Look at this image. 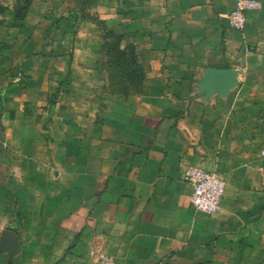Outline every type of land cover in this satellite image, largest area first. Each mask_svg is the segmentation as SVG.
Instances as JSON below:
<instances>
[{"label":"crops","instance_id":"obj_1","mask_svg":"<svg viewBox=\"0 0 264 264\" xmlns=\"http://www.w3.org/2000/svg\"><path fill=\"white\" fill-rule=\"evenodd\" d=\"M258 1L238 30L237 0H116L105 23L135 46L138 86H111L102 37L80 52L82 0L0 17V242L47 264H264ZM189 165L226 181L215 213L192 205Z\"/></svg>","mask_w":264,"mask_h":264},{"label":"rangeland","instance_id":"obj_2","mask_svg":"<svg viewBox=\"0 0 264 264\" xmlns=\"http://www.w3.org/2000/svg\"><path fill=\"white\" fill-rule=\"evenodd\" d=\"M29 0H0V17L13 18L17 14L21 7L27 5ZM119 2V1H118ZM116 0H88L87 5L84 6L83 10L76 14L78 19L77 33L78 43H80V52H93L98 46V41L100 37L103 39V33L106 26V21L108 18L114 14ZM74 23V27L76 26ZM100 34V36H99ZM91 50V51H90ZM100 54L101 50H100ZM103 57L101 55L100 60ZM100 69L104 73L105 68L99 64ZM87 77V74L81 73L82 80ZM90 84V82H87ZM0 264H47L41 257L37 256L36 253L23 251L18 255H15L11 261L7 259H0ZM53 264H63L60 261H56Z\"/></svg>","mask_w":264,"mask_h":264},{"label":"built area","instance_id":"obj_3","mask_svg":"<svg viewBox=\"0 0 264 264\" xmlns=\"http://www.w3.org/2000/svg\"><path fill=\"white\" fill-rule=\"evenodd\" d=\"M258 0H237L227 15L228 23L233 29H242L246 23V13L260 8ZM184 179L191 185L190 201L195 210L203 214H213L220 209L221 198L226 189V181L218 173L198 165H189ZM99 264H115V259L105 252H98Z\"/></svg>","mask_w":264,"mask_h":264},{"label":"trees","instance_id":"obj_4","mask_svg":"<svg viewBox=\"0 0 264 264\" xmlns=\"http://www.w3.org/2000/svg\"><path fill=\"white\" fill-rule=\"evenodd\" d=\"M82 1L84 8L88 0ZM32 2L33 0H29L26 6L21 7L12 20L24 21ZM121 40L120 34L105 28L101 44L103 59L99 64L105 68L111 86H138L144 78V68L138 61L135 46L128 43L120 47Z\"/></svg>","mask_w":264,"mask_h":264},{"label":"water","instance_id":"obj_5","mask_svg":"<svg viewBox=\"0 0 264 264\" xmlns=\"http://www.w3.org/2000/svg\"><path fill=\"white\" fill-rule=\"evenodd\" d=\"M6 249L9 257L17 254L19 251V242L15 233L10 230H5L1 237L0 250Z\"/></svg>","mask_w":264,"mask_h":264}]
</instances>
